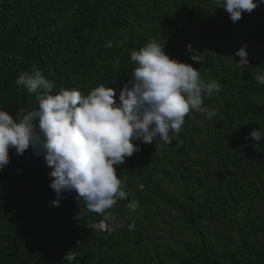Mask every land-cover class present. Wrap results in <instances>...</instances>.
Wrapping results in <instances>:
<instances>
[{
    "label": "trees",
    "instance_id": "obj_1",
    "mask_svg": "<svg viewBox=\"0 0 264 264\" xmlns=\"http://www.w3.org/2000/svg\"><path fill=\"white\" fill-rule=\"evenodd\" d=\"M223 18L228 19L225 25L220 22ZM252 21L255 25H250ZM247 30L252 31L250 37H244ZM260 36L264 40V4L244 13L235 27L214 0H0V109L15 117L21 108H38L36 94L16 84L21 72L32 70L41 71L53 83V94L61 88L87 94L103 84L116 89L118 97L136 66L131 52L156 39L170 58L191 64L201 71L202 79L222 85L218 94L205 98L212 104L205 100L204 104L212 108L219 103L226 121L221 132L209 129L206 133L212 151L189 162L201 168L202 174L196 171L200 196L180 187L171 193L170 202L179 215L174 227L191 233L193 239L185 249L175 243L180 256L174 263L167 262L173 255L168 250L166 258L154 264H264V222L257 224L251 218L253 199L260 197L264 202L260 187L264 141L246 139L248 126L264 130V87L253 79L264 72V54L257 52L259 46L254 53L249 51ZM109 41L111 48L105 47ZM189 43L201 54V63L190 59ZM245 43L249 67L236 63L230 67L229 56L223 58L224 49L233 44L234 54ZM190 116L197 117L199 112H190L186 121ZM184 137L182 128L168 145L135 142L141 150L117 170L129 195L106 210L107 221L88 212L74 192H63L60 206H52L57 197L43 156L34 155L31 148L23 155L10 149V163L0 172V264H68L62 257L70 250L77 253L72 264H120L124 245H131L137 261L147 264L141 260L136 212L130 215L127 210L125 219L122 214L126 204L135 200L143 219L148 214L143 212L145 207L165 201L169 188L164 185L174 184L175 173L188 181L187 155L198 149L192 143L183 144ZM215 139L218 143L213 145ZM177 164L181 168L173 173L171 168ZM156 180L162 184L156 186ZM156 215L158 211L152 213ZM214 215L238 234L236 247L223 254L205 228V221ZM133 220L135 230L129 231ZM100 223L115 226L116 231L109 233ZM253 231L262 233L258 244L249 239Z\"/></svg>",
    "mask_w": 264,
    "mask_h": 264
},
{
    "label": "clouds",
    "instance_id": "obj_2",
    "mask_svg": "<svg viewBox=\"0 0 264 264\" xmlns=\"http://www.w3.org/2000/svg\"><path fill=\"white\" fill-rule=\"evenodd\" d=\"M214 3L236 23L264 0ZM112 46L111 41L105 44L107 48ZM247 47L245 43L233 54L240 58L235 62L240 68L250 64ZM186 50L192 61L201 63V54L191 43ZM130 59L136 66L118 97L116 89L103 84L87 94L77 88H61L53 94V83L41 71L21 72L16 84L29 94H36L38 108H21L15 117L0 109V172L10 163V149L23 155L31 148L34 155L43 156L51 169L50 187L57 197L51 201L52 206H60L63 192H74L76 201L82 200L88 212L109 220L106 210L129 195L117 170L126 158L141 150L135 142L171 144L179 137L190 112L213 119L217 111L206 107L204 100L221 89L218 81L202 79L201 71L191 64L170 58L165 45L154 38L138 51L133 50ZM253 79L264 87V72L255 74ZM249 138L264 141V130L253 128L246 137ZM126 207L131 215L139 205L132 200ZM100 227L109 233L116 231L115 226L105 223ZM128 230H135L134 220ZM76 258L77 253L70 250L62 260L72 264Z\"/></svg>",
    "mask_w": 264,
    "mask_h": 264
},
{
    "label": "rangeland",
    "instance_id": "obj_3",
    "mask_svg": "<svg viewBox=\"0 0 264 264\" xmlns=\"http://www.w3.org/2000/svg\"><path fill=\"white\" fill-rule=\"evenodd\" d=\"M219 21V20H218ZM221 24L225 25L228 22L227 18L220 19ZM235 27L238 25V22L234 23ZM250 25H255V22L252 21ZM190 29H192L190 27ZM252 31H245L244 37H250ZM243 45V44H242ZM241 45V46H242ZM240 46V47H241ZM258 46L260 49L257 51ZM235 46L232 44L230 47H226L223 51V58H230L229 66L238 61L235 57H233V50ZM251 53L257 51L260 54H264V40L263 37L258 38V44L254 45L249 49ZM234 58V59H233ZM222 86V85H221ZM229 95L226 94L225 98ZM205 103L211 105L212 103L209 100H205ZM212 108L216 109L217 116L211 120L205 118L202 113H199V116L194 117L190 116L188 121L182 126L185 131V137L183 139V144L192 143L198 149V152L190 151L187 155V163L185 168V177H188L187 182H183L181 178L177 176L175 173L174 184L168 183L165 184L164 187L166 189L169 188V191L165 193L166 199L164 202L160 200L154 201L152 204H149L143 212H148V214L141 219L140 213L138 214L136 210L135 218L140 223L139 232L142 238L141 251L142 261L147 264H154L157 261L166 258V252L171 250L173 255L167 260L168 263H174L177 257L180 255L177 254V249L181 247V249H185L186 244L193 239V235L191 233H186L184 230L175 229V223L179 219V215L176 212L177 206L171 203V193L175 190L182 188L187 190L188 192L194 191V195L199 197L201 194V190L196 182V171L201 172V168L198 164L189 165L190 161H193L196 156L202 159L205 151L211 152L212 145L208 146L210 141L206 136V133L209 129H213L216 132H221L224 128V123L226 119L222 116L224 113V108H222L219 103L213 104ZM264 124V123H263ZM248 132L252 131V126L247 127ZM225 140V139H221ZM218 143V139L213 141V145ZM164 166L166 163L163 164ZM167 166V165H166ZM212 165L210 164L209 167ZM181 165H176L175 168H171V171L174 173L175 169H180ZM215 177V173L211 175V179ZM162 184L161 180H156V186H160ZM152 188V185L149 184ZM262 191H264V180L263 183L260 184ZM139 188V187H138ZM144 192V191H142ZM251 206V218L253 222L260 223L264 222V202L260 197L253 199ZM249 205V202L246 203ZM128 209H125V212L122 214V218L125 219L126 212ZM158 211V216H152V213ZM148 225H147V224ZM102 223H100L101 225ZM103 228V227H102ZM205 228L208 230V235L210 241L218 247L219 254H223L228 250H233L238 244V234L232 233L230 228L225 225L223 221L219 218L218 215H214L212 218L205 221ZM250 241L258 244L262 239V233L260 231H253L249 235ZM180 243L181 246H176L175 243ZM131 245H124L121 248V256L124 258V261L120 264H141L137 261L136 256L131 252ZM178 255V256H177Z\"/></svg>",
    "mask_w": 264,
    "mask_h": 264
}]
</instances>
